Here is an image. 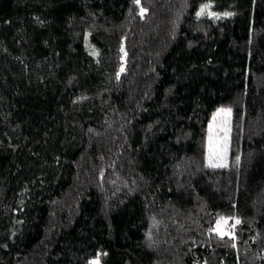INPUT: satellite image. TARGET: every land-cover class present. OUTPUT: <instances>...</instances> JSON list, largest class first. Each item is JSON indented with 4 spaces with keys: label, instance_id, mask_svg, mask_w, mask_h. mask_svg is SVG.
I'll return each instance as SVG.
<instances>
[{
    "label": "trees",
    "instance_id": "1",
    "mask_svg": "<svg viewBox=\"0 0 264 264\" xmlns=\"http://www.w3.org/2000/svg\"><path fill=\"white\" fill-rule=\"evenodd\" d=\"M94 259L264 264V0H0V264Z\"/></svg>",
    "mask_w": 264,
    "mask_h": 264
},
{
    "label": "rangeland",
    "instance_id": "2",
    "mask_svg": "<svg viewBox=\"0 0 264 264\" xmlns=\"http://www.w3.org/2000/svg\"><path fill=\"white\" fill-rule=\"evenodd\" d=\"M202 16L217 20L219 14L214 13L211 4L200 11ZM230 109L227 107H217L211 116L208 125V145L207 161L213 166H224L226 158L230 154ZM236 223L234 219L221 218L215 226V230L221 234L232 235L231 227ZM91 264H97V260H92Z\"/></svg>",
    "mask_w": 264,
    "mask_h": 264
}]
</instances>
